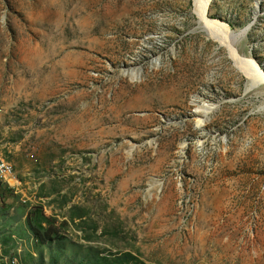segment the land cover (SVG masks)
I'll use <instances>...</instances> for the list:
<instances>
[{"label":"rangeland","instance_id":"374dc122","mask_svg":"<svg viewBox=\"0 0 264 264\" xmlns=\"http://www.w3.org/2000/svg\"><path fill=\"white\" fill-rule=\"evenodd\" d=\"M257 2L208 18L264 74ZM194 10L0 0V264H264V86Z\"/></svg>","mask_w":264,"mask_h":264},{"label":"bare ground","instance_id":"6f19581e","mask_svg":"<svg viewBox=\"0 0 264 264\" xmlns=\"http://www.w3.org/2000/svg\"><path fill=\"white\" fill-rule=\"evenodd\" d=\"M212 0H195V14L200 20L201 29L207 34L213 41L217 42L219 46L225 48L229 52L230 58L233 59L238 70L248 80L249 89L255 85L258 87L264 86V74L260 71L259 67L251 59H247L237 54L235 47L233 46L237 38H241L244 34L240 33L237 35L230 28L217 20H211L208 18V13L211 8ZM261 0L256 3V18L259 16V7ZM134 73V72H133ZM134 79H139V74H132ZM248 89V90H249ZM250 89V90H251ZM213 108L202 107L198 110L199 122L207 118V115L212 111ZM0 162H6L0 155ZM7 163V162H6ZM11 172H15L13 166H11ZM0 181H4V174H0Z\"/></svg>","mask_w":264,"mask_h":264},{"label":"built area","instance_id":"2783aa9c","mask_svg":"<svg viewBox=\"0 0 264 264\" xmlns=\"http://www.w3.org/2000/svg\"><path fill=\"white\" fill-rule=\"evenodd\" d=\"M0 174H4V183L11 190L21 189V182L18 178L17 172H11V164L6 162H0Z\"/></svg>","mask_w":264,"mask_h":264},{"label":"water","instance_id":"95a60500","mask_svg":"<svg viewBox=\"0 0 264 264\" xmlns=\"http://www.w3.org/2000/svg\"><path fill=\"white\" fill-rule=\"evenodd\" d=\"M249 30V27L246 28L245 30H243L241 33L244 34L245 32H247ZM245 35V34H244Z\"/></svg>","mask_w":264,"mask_h":264}]
</instances>
